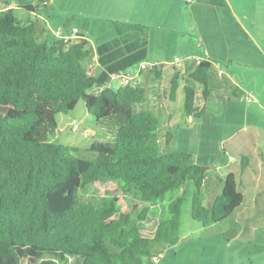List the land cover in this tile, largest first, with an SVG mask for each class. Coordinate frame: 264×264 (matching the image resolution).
<instances>
[{
	"label": "trees",
	"instance_id": "trees-1",
	"mask_svg": "<svg viewBox=\"0 0 264 264\" xmlns=\"http://www.w3.org/2000/svg\"><path fill=\"white\" fill-rule=\"evenodd\" d=\"M57 38L40 41L34 24L0 6V105L8 108L0 112V264H155L151 244L181 239L189 183L192 218L204 227L240 208L244 195L234 173L206 203V167L195 153L161 149L166 118L137 108L148 99L146 87L93 91L96 78L82 63L86 41ZM152 71L162 79L158 67ZM191 77L199 86H185L184 110L200 119L212 63L203 61ZM179 78L171 81L173 98ZM81 100L96 117L95 131L113 138L93 144L90 158L57 141L58 115L72 114ZM165 136L168 144L173 135ZM80 192L93 196L80 199Z\"/></svg>",
	"mask_w": 264,
	"mask_h": 264
},
{
	"label": "crops",
	"instance_id": "crops-1",
	"mask_svg": "<svg viewBox=\"0 0 264 264\" xmlns=\"http://www.w3.org/2000/svg\"><path fill=\"white\" fill-rule=\"evenodd\" d=\"M0 6L13 8L22 23L34 24L43 42H56L57 29L67 35L78 29L77 39L85 40L89 51L82 63L96 78L93 91L121 86V80L113 76L125 69L136 74L142 61L162 63L158 67L162 79L152 70H144L137 77L136 84L146 87L148 93L147 101L137 108L164 115L165 135L170 132L171 140L179 137L168 127L180 125L182 112L175 116L174 111L181 104L184 109L185 86H199L191 77L198 66L193 56L210 58L212 91L201 100L207 112L194 119L184 110L186 118L182 119L196 131L192 145L217 146L227 157L215 159L211 157L215 148L210 149L213 161L203 166L207 170L214 163L217 172L212 178L206 177L205 198L209 190V202L214 200L220 193L214 184L229 173L235 174L238 186L255 182V193L264 196V0H0ZM176 57L181 58L179 64L174 62ZM132 66L137 67L135 71ZM175 73L180 78L173 98ZM79 103L85 109L84 101ZM60 116L62 120L66 115ZM74 118L78 119L69 116L65 126L58 122L62 128L59 137L71 132L66 127ZM80 121L86 132L92 130L90 124L95 129L96 117L86 109ZM233 146L239 147L236 152L240 160L231 153ZM243 157H248L246 167ZM239 191L245 200L244 191ZM239 210L244 211L242 205ZM163 252L160 257H165Z\"/></svg>",
	"mask_w": 264,
	"mask_h": 264
},
{
	"label": "rangeland",
	"instance_id": "rangeland-1",
	"mask_svg": "<svg viewBox=\"0 0 264 264\" xmlns=\"http://www.w3.org/2000/svg\"><path fill=\"white\" fill-rule=\"evenodd\" d=\"M250 33L251 32H249V34ZM252 40L262 49L261 45L254 37ZM136 68V66H132L133 71H135ZM144 72L150 73V69H146ZM165 80L169 81L168 74H166ZM7 109L6 106L0 105V112L5 113ZM84 110L85 109L82 108V103H79L72 114L64 116L62 120L61 116L59 117L60 119L58 118L60 126H65V123L69 121V116L74 115L80 121ZM180 112H182V115L179 116ZM174 114L180 117V125L174 123L172 126H169L168 129L174 134L179 135V137H176L166 144L165 130L167 131V129L161 128L159 139L161 140L162 150L166 152L191 150L195 153L196 161L202 164V166L207 165L205 164L206 161L212 162L213 159L211 157L219 159L220 161L227 158L224 155L223 149L221 148V150L218 151L217 146L192 145V137L195 140V135L197 134L195 130H190L187 125L183 124L186 115L184 114L182 104L176 107ZM90 118L92 122H95L93 117ZM82 126L84 128V125ZM90 127L92 130L86 134L68 132L66 137L63 135L57 138V141L76 147L78 149L77 152H75L76 155L89 158L93 157L95 153L90 150L93 144L98 142H111L113 138L106 134H99L98 131L95 132L92 124H90ZM66 128L67 130L69 129V127ZM213 147L216 153L211 154L212 156L209 157L210 149ZM237 149H239L238 146H233L231 153L237 155L238 160H240L238 152H236ZM245 155L250 157L249 153ZM216 172L214 163L210 164V168L206 170V177L212 178ZM214 186H216V188L219 187L216 191L221 192V182L215 183ZM254 186L257 187V184L253 181L243 185L239 184L238 186L246 195L244 203L242 204L243 212L237 209L225 221L204 227L192 218L193 185L192 183L187 184L183 206L181 239L173 246L160 243L151 244L153 262L155 264H264V196L255 193L256 188ZM206 193L207 197L205 198V202L209 203V199L211 200L212 198V193L210 194L209 190H206ZM78 196L80 199H88L93 196V193L80 192ZM169 199L170 193L167 197V200ZM139 205L140 204H137L136 206ZM155 220H157L155 215H150L148 218V221ZM162 252L166 253L165 257H160Z\"/></svg>",
	"mask_w": 264,
	"mask_h": 264
},
{
	"label": "built area",
	"instance_id": "built-area-1",
	"mask_svg": "<svg viewBox=\"0 0 264 264\" xmlns=\"http://www.w3.org/2000/svg\"><path fill=\"white\" fill-rule=\"evenodd\" d=\"M45 3H46V1L45 2L43 1V4H45ZM55 34L57 37L61 38L64 42H69L71 40H76L78 38L77 37L78 29L75 28L73 33L70 35H65V34H63L62 30L57 29L55 31ZM193 58H194L196 64H198V65L201 64L203 61H209L210 62V58H208V57L193 56ZM174 62L179 64L181 62V58L176 57L174 59ZM161 65H162V63H159V62L150 63L147 61H142L139 64L138 72L136 74L133 73L130 69H125V70L118 72L115 76H113V79L119 78L121 80L122 85H136V83H137L136 79L142 71H144L146 69L152 70V69L159 67ZM68 124L70 125V130L73 133H80V134H86L87 133L85 131V129L82 127L81 122L76 118L72 119ZM58 131L59 132L62 131V128L58 129Z\"/></svg>",
	"mask_w": 264,
	"mask_h": 264
}]
</instances>
